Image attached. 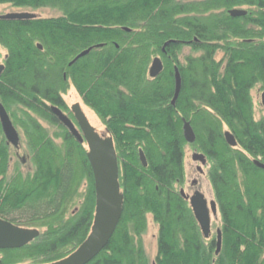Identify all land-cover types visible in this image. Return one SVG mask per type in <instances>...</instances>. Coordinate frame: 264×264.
Segmentation results:
<instances>
[{"label": "trees", "instance_id": "obj_1", "mask_svg": "<svg viewBox=\"0 0 264 264\" xmlns=\"http://www.w3.org/2000/svg\"><path fill=\"white\" fill-rule=\"evenodd\" d=\"M0 4L62 12L58 18L0 21V45L7 51L0 104L24 132L34 168L29 179L21 177L12 186L0 216L19 226L47 228L28 246L6 252L3 264L57 262L91 232L96 192L86 149L51 111L53 106L68 111L63 95L70 86L114 139L125 197L116 233L89 264H150L142 243L148 215L159 227L155 264H264V170L253 163H264V120H255L251 97L258 84L264 88V0ZM239 7L251 12L240 18L224 13ZM185 48L199 56H186L181 63ZM219 53L223 58L217 61ZM156 56L164 70L152 79L149 69ZM176 66L182 89L173 105ZM183 119L193 126L195 146L213 164L209 178L222 215L218 255L216 239L205 244L178 191L185 183ZM39 120L62 128L63 146ZM223 126L236 138V148L227 144ZM2 147L0 174L8 167ZM78 167L87 181L83 194L78 193ZM77 195L82 202L65 220L63 213Z\"/></svg>", "mask_w": 264, "mask_h": 264}, {"label": "water", "instance_id": "obj_2", "mask_svg": "<svg viewBox=\"0 0 264 264\" xmlns=\"http://www.w3.org/2000/svg\"><path fill=\"white\" fill-rule=\"evenodd\" d=\"M229 14L233 18H240L245 17L247 12L235 9L231 10ZM34 19H37V16L28 12L0 15V21H30ZM124 30L127 32L131 31L130 29ZM171 43L172 42L167 43L165 47L169 46ZM100 47H102V45L97 46V48ZM94 48L96 47L89 48L82 52L71 62L70 66L88 56ZM39 49H42V46H39ZM163 68L164 66L161 59L156 58L150 69V77L156 79L162 73ZM3 71L4 66H0V75ZM181 89L182 78L179 69L176 68L173 105L177 102ZM262 105L264 106V94L262 95ZM51 111L80 144H87V159L90 163L95 181L96 209L91 232L84 243L68 257L50 264H89L106 249L116 233L123 215L125 197L121 190L118 155L114 139L111 136L106 137L97 132L80 104H75L72 107V113L82 134L61 109L53 106L51 107ZM0 123L4 136L8 142L14 146H18L19 135L2 104H0ZM183 132L187 143L193 144L196 142L194 129L187 121H184ZM224 136L229 146L233 148L238 146L237 140L231 132H226ZM140 160L143 166L146 167L147 160L142 151L140 152ZM193 160L195 162L200 161L203 165L206 164V158L201 154H195ZM255 165L264 169V164L260 161H255ZM181 193L185 196L184 191ZM214 206L213 204V209L215 210ZM191 207L204 237L209 238L211 234V219L207 210L206 201L202 195H197L192 199ZM39 235L40 232L38 230L20 228L0 218V249H21L33 242ZM221 247L222 233L218 231L217 255L220 253Z\"/></svg>", "mask_w": 264, "mask_h": 264}, {"label": "rangeland", "instance_id": "obj_3", "mask_svg": "<svg viewBox=\"0 0 264 264\" xmlns=\"http://www.w3.org/2000/svg\"><path fill=\"white\" fill-rule=\"evenodd\" d=\"M184 1H201V0H184ZM243 10L246 11L247 13L251 12V9L248 7H239V8H234L232 10ZM229 11H224V13H229ZM253 11V10H252ZM19 12H28L31 14H35L39 18H58L62 16V12L56 9L52 8H40V9H20L12 6L11 4H0V15L3 14H9V13H19ZM199 56V54L193 53L189 48H185L183 51V55L180 56V61L181 63H184V58L186 56ZM7 56V51L0 45V63H2ZM161 58V56H156ZM223 58V55L219 53L216 57L217 61H220ZM177 67V66H176ZM264 94V88L262 85L258 84L251 92V97L253 101V106H254V112H255V120L261 121L264 120V106L262 105V95ZM63 99L65 103L67 104L69 111L68 115L72 116L71 114V107H73L75 104H80L84 113L86 114L87 118L89 119L90 123L92 126L99 132L101 135L102 134H107L106 131V126L103 120L89 107H87L81 96L78 94L76 89L73 86H70L66 93L63 95ZM184 120L182 122V129L184 126ZM187 121V120H185ZM43 128L45 127L46 129L50 128V125L47 124L43 120H39ZM44 128V129H45ZM229 131L226 126H223V133ZM19 133L21 136V143H22V149L20 151L21 155L25 154L27 152L26 150V145H25V134L24 132L19 129ZM49 133L51 136H54V142L58 146H63V139H64V132L61 131L59 128L56 126H53L51 130H49ZM184 133V132H183ZM1 136V134H0ZM87 151V150H86ZM184 153H185V160H184V167H185V183L182 187L178 188V191L184 190L186 194L192 195L195 188L200 189V191L206 196L207 200L210 202L214 200V192L212 191V186L210 184V181L208 180V174L211 168L213 167V164L210 160H208V164L206 167H204V172L206 173L203 175H200L197 171V167L200 166L199 163L194 162L192 159L194 153H202L198 150V148L190 143L185 144L184 147ZM77 185H79V194H83L84 190L87 187V181L85 179L84 174L81 171V168L78 167V174H77ZM197 180L199 184L197 187H192V181ZM200 186V187H199ZM79 195H77L75 201V205H73L70 210L66 213H63V218L66 220L72 214L78 209L79 204H81L80 197L78 198ZM62 218V217H61ZM63 219V220H64ZM221 218L220 214L216 218H212V235H211V240L217 239L218 236V230L221 229L222 223H221ZM32 228V227H29ZM39 230L41 233H44L47 228L43 227L42 225H38L37 227H33ZM158 232H159V227L155 223L153 216L148 215L147 216V230L145 234L143 235L142 243L143 247L146 253V256L149 259L150 264H155V260L158 254ZM210 240V241H211ZM210 241H207L209 243ZM18 264H33L31 261H22L19 262Z\"/></svg>", "mask_w": 264, "mask_h": 264}, {"label": "flooded vegetation", "instance_id": "obj_4", "mask_svg": "<svg viewBox=\"0 0 264 264\" xmlns=\"http://www.w3.org/2000/svg\"><path fill=\"white\" fill-rule=\"evenodd\" d=\"M7 58V56H6ZM6 58L5 60L0 63V66H4V71L2 72V74L0 75V79L2 78L5 70H6V64H5V61H6ZM162 60V58H161ZM178 68V67H175L174 68V71L175 69ZM174 77H175V74H174ZM182 78V77H181ZM3 105V104H2ZM63 111V110H62ZM68 111H69V108H68ZM65 111H63V113H65L66 116L69 117V119L74 123L75 127L77 128V130L81 133V130H80V127L78 126L75 118H74V115L72 113V107H71V114L72 116H69ZM8 113V112H7ZM11 119V118H10ZM12 121V120H11ZM59 121V120H58ZM185 121V120H184ZM47 124L50 125V128L49 129H45L47 131L51 130V128L53 126H56L57 128H59L60 130L62 128H60L59 126L57 125H53L49 122H46ZM190 123V122H189ZM12 124L15 128V130L17 131L18 135H19V144L18 146H14L12 145L11 143L8 142V140L6 139V137L4 136V133L2 131V127H1V136H0V147L7 150V152H5L6 154V158L8 159V167L7 169H5L4 171L1 170V174H0V184H2V190H1V193H0V196L2 197V199L0 200V208L3 206V201L5 199V197L7 196L8 192L11 190L12 186H15V182L17 183V181L21 180V177H23V179H29L33 173V166L30 162V153L28 152L27 150V147H26V150L27 152L23 155H21L20 151L22 149V143H21V136H20V133H19V128L14 124V122L12 121ZM41 124V123H40ZM59 124L63 127V129H65V131L69 132L70 135L75 139V137L71 134V132L59 121ZM191 124V123H190ZM1 125V123H0ZM192 126V124H191ZM43 127V126H42ZM193 127V126H192ZM62 131V130H61ZM82 134V133H81ZM196 134V133H195ZM103 136H106L105 134H102ZM225 137V136H224ZM52 139L54 140V138L52 137ZM76 140V139H75ZM77 141V140H76ZM196 141H197V136H196ZM77 143L81 146H83L86 150H87V144L84 143V144H80L78 141ZM196 143V142H195ZM195 143H193V145H195ZM26 145V144H25ZM87 153H88V150L86 151V156H87ZM195 154H201V155H204L205 158H206V164L203 165L200 161H198L197 163L200 164V166L197 167V171L200 175H203L206 173L203 171L204 170V167H206V165L208 164V156L205 154V153H194L193 156ZM1 155H2V152H1ZM193 159V157H192ZM255 161H259V160H254L253 163L255 164ZM195 162V161H194ZM207 176V175H206ZM208 180L210 181V178H209V174H208ZM199 184V182L197 180H194L192 181V187H197V185ZM210 184H211V181H210ZM212 186V184H211ZM200 187V186H199ZM184 191V190H181L180 193ZM212 191L214 192V189H213V186H212ZM185 192V191H184ZM182 195V193H181ZM197 195H202V197L204 198V200L206 201V205H207V210H208V213H209V217L211 219V234L209 236V238H205L202 231H201V228L197 222V219L194 215V212H193V209L191 207V202H192V199L195 198ZM182 197L186 200V202L188 203L190 209L192 210V213H193V216H194V219L200 229V232H201V235H202V238L204 239L205 241V244L207 243V241H210L211 240V235H212V218H216L219 214H220V218H221V221H222V215H221V211H220V208H219V204L216 200V196H215V192H214V200L212 201H208L206 196L200 191V189H196L194 190L193 194L192 195H189V194H186L185 193V196L182 195ZM7 200V199H6ZM213 204L215 205V210L213 209ZM0 218L4 221H7V222H10L12 223L11 221H9L7 218H3L2 216H0ZM222 223V222H221ZM13 225L17 226V227H20V228H24V229H35L37 230L36 228H29V227H24V226H19L17 224H14L12 223ZM222 227V226H221ZM39 231V230H38ZM218 231H221L218 230ZM40 232V231H39ZM218 233V232H217ZM222 233V231H221ZM40 235H41V232H40ZM39 235V236H40ZM217 241V239H216ZM32 243V242H31ZM30 243V244H31ZM29 245V244H28ZM27 245V246H28ZM26 247V246H25ZM24 248V247H23ZM22 249V248H21ZM14 250H19V249H13V250H3V249H0V264H3V261H4V258H5V253L6 252H10V251H14Z\"/></svg>", "mask_w": 264, "mask_h": 264}, {"label": "bare ground", "instance_id": "obj_5", "mask_svg": "<svg viewBox=\"0 0 264 264\" xmlns=\"http://www.w3.org/2000/svg\"><path fill=\"white\" fill-rule=\"evenodd\" d=\"M195 132V131H194ZM262 163V162H261ZM264 164V163H263ZM257 168H259V167H257ZM259 169H261V168H259ZM262 170H264V169H262Z\"/></svg>", "mask_w": 264, "mask_h": 264}]
</instances>
